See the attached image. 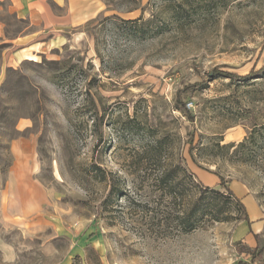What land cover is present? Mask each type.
Wrapping results in <instances>:
<instances>
[{"label":"rangeland","instance_id":"374dc122","mask_svg":"<svg viewBox=\"0 0 264 264\" xmlns=\"http://www.w3.org/2000/svg\"><path fill=\"white\" fill-rule=\"evenodd\" d=\"M103 4L48 54L0 73V186L11 141L24 137L49 192L32 233L0 222V264L249 261L240 249L256 240L238 208L218 201L225 220L183 233L188 202L160 179L181 161L207 186L217 179L206 170L224 177L264 240V78L201 86L217 66L241 75L264 66V0ZM21 120L29 127L18 130Z\"/></svg>","mask_w":264,"mask_h":264},{"label":"crops","instance_id":"0c3cea01","mask_svg":"<svg viewBox=\"0 0 264 264\" xmlns=\"http://www.w3.org/2000/svg\"><path fill=\"white\" fill-rule=\"evenodd\" d=\"M103 7V0H0L1 77L9 69L48 54L62 30L96 19ZM6 19L19 25L26 22V27L12 30ZM27 127L28 122L21 120L18 130ZM10 151L11 168L5 184L0 186V222L7 227H27L32 233L31 225L40 219L49 202V192L37 178L39 164L33 140L16 137ZM248 227L254 237L249 224Z\"/></svg>","mask_w":264,"mask_h":264},{"label":"trees","instance_id":"16d2710c","mask_svg":"<svg viewBox=\"0 0 264 264\" xmlns=\"http://www.w3.org/2000/svg\"><path fill=\"white\" fill-rule=\"evenodd\" d=\"M217 78L229 79L235 83H250L251 81L264 78V66L258 70L253 68L245 75L229 71L225 66H217L209 71L207 78L203 80L201 86L203 87ZM178 99L176 100L177 108L182 111L184 110L186 116L192 118L186 108V104H181V100ZM176 169L178 171L173 170L163 173L160 181L163 185L162 188L167 191L168 195L181 197V199L188 202V208L187 210L185 209L182 217L183 233L194 232L205 222L206 217L209 216L213 217L216 221L225 220L226 218L221 217L222 210H218V204H216L218 201L221 205L231 203L238 208L243 213L241 220L247 222L251 228L252 222L245 203L230 188L228 181L224 177L206 170L208 174L217 179L215 186H207L202 181H199L182 161ZM178 173L182 174L183 182L180 181L175 184L173 182L176 176L179 175ZM250 233L254 234L256 246L251 247L243 244V249H240V253L247 255L249 261H240L239 264H256L258 260L264 262V240L257 233H254L252 229ZM92 237H95V234Z\"/></svg>","mask_w":264,"mask_h":264}]
</instances>
